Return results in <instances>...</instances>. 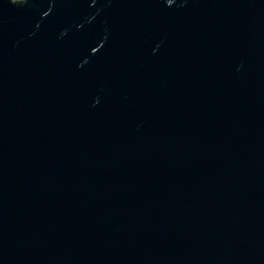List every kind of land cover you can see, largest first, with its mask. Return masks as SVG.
<instances>
[{
  "label": "water",
  "instance_id": "obj_1",
  "mask_svg": "<svg viewBox=\"0 0 264 264\" xmlns=\"http://www.w3.org/2000/svg\"><path fill=\"white\" fill-rule=\"evenodd\" d=\"M0 264H264V0H0Z\"/></svg>",
  "mask_w": 264,
  "mask_h": 264
},
{
  "label": "trees",
  "instance_id": "obj_2",
  "mask_svg": "<svg viewBox=\"0 0 264 264\" xmlns=\"http://www.w3.org/2000/svg\"><path fill=\"white\" fill-rule=\"evenodd\" d=\"M12 1H14V2H20L21 0H12Z\"/></svg>",
  "mask_w": 264,
  "mask_h": 264
}]
</instances>
